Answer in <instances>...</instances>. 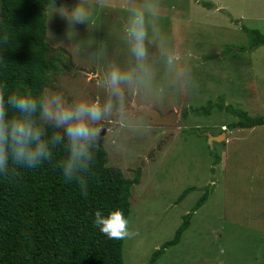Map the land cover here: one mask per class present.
Listing matches in <instances>:
<instances>
[{"label": "rangeland", "instance_id": "1", "mask_svg": "<svg viewBox=\"0 0 264 264\" xmlns=\"http://www.w3.org/2000/svg\"><path fill=\"white\" fill-rule=\"evenodd\" d=\"M144 2L70 0L50 6L48 41L52 48L62 47L70 63L46 92H62L69 100L103 99L101 81L108 67L133 63L123 27L129 9ZM152 2L177 63L166 68L151 49L155 76L150 90L127 92L130 101L146 108L142 113L132 109L142 116L144 129L114 137L108 121L100 133L110 165L131 179L142 172L130 199L132 235L124 238V264H148L204 194L181 241L160 250L154 264H264V125L229 129L217 142L213 137L240 118L217 107L202 115L191 110L222 100L252 117L264 116V45L251 50L244 30L264 33V0ZM78 3L89 20L70 24L60 8L67 12ZM152 110L168 117L175 112V123H152ZM213 152L220 156L217 164ZM190 187L194 190L181 196Z\"/></svg>", "mask_w": 264, "mask_h": 264}, {"label": "trees", "instance_id": "2", "mask_svg": "<svg viewBox=\"0 0 264 264\" xmlns=\"http://www.w3.org/2000/svg\"><path fill=\"white\" fill-rule=\"evenodd\" d=\"M70 0H0V84L6 92L37 95L53 87V79L66 72L69 57L62 47L52 48L48 41L47 10L53 4ZM250 38L249 48L264 45V33L244 28ZM242 51L241 47H236ZM234 47L230 49L233 51ZM217 107L240 118L228 124L229 129L249 128L264 124V116L252 117L242 109L209 101L193 110L209 114ZM185 112L183 117H186ZM63 155L56 150L55 158ZM215 163L220 156L213 152ZM142 172L133 179L118 166L109 164L102 144L96 151L88 181V194L82 195L75 182H67L54 164L28 170L15 176L0 177V264H124L123 239H109L92 226L93 212L104 214L119 209L129 217L133 188L140 183ZM185 189L181 196L193 190ZM204 194L183 216L174 237L163 248L180 242L194 212L204 203ZM162 251H155L148 264H153Z\"/></svg>", "mask_w": 264, "mask_h": 264}, {"label": "clouds", "instance_id": "3", "mask_svg": "<svg viewBox=\"0 0 264 264\" xmlns=\"http://www.w3.org/2000/svg\"><path fill=\"white\" fill-rule=\"evenodd\" d=\"M60 9L70 24L89 20L88 10L79 3L67 8V12L63 11L64 7ZM7 39V35L0 36L2 42ZM123 42L133 63L127 68L116 64L108 67L101 81L105 92L103 99L69 100L59 91L37 95L9 93L0 84V177H12L20 169L31 170L51 163L67 182H75L82 195L87 196L97 147L103 139L102 126L112 121L114 137L122 132L135 135L145 127L142 116H134L132 111L142 113L145 106L130 101L127 92L132 88L142 92L150 90L155 76V61L150 50L155 48L166 68L177 63L178 54L167 41L160 25L159 9L152 0L129 9ZM3 63L0 57V64ZM224 130L220 135L228 133V126ZM56 150L63 152L59 159L55 158ZM92 215V226L109 239H123L124 242L125 237L132 235L129 221L121 210H111L105 215L102 209H96Z\"/></svg>", "mask_w": 264, "mask_h": 264}, {"label": "water", "instance_id": "4", "mask_svg": "<svg viewBox=\"0 0 264 264\" xmlns=\"http://www.w3.org/2000/svg\"><path fill=\"white\" fill-rule=\"evenodd\" d=\"M148 114L151 116L152 122L154 124H164V125L174 124L175 119L177 118V114L175 112H173L170 117L163 116L161 113H159L158 111H154V110L149 111ZM223 136H225V135L222 134L220 136L214 137V139L216 141H220Z\"/></svg>", "mask_w": 264, "mask_h": 264}]
</instances>
